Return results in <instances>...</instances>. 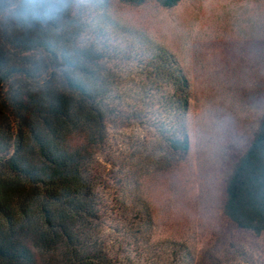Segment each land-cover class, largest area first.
I'll return each mask as SVG.
<instances>
[{
    "label": "trees",
    "instance_id": "16d2710c",
    "mask_svg": "<svg viewBox=\"0 0 264 264\" xmlns=\"http://www.w3.org/2000/svg\"><path fill=\"white\" fill-rule=\"evenodd\" d=\"M85 2L0 0V264H224V235L220 246L204 241L162 259L144 233L148 209L133 244L103 220L96 187L109 123L154 116L171 157L155 160L153 173L168 162L174 169L189 152L191 85L166 50L150 56L144 79L130 77ZM222 212L238 230L264 232V113L231 166Z\"/></svg>",
    "mask_w": 264,
    "mask_h": 264
},
{
    "label": "rangeland",
    "instance_id": "374dc122",
    "mask_svg": "<svg viewBox=\"0 0 264 264\" xmlns=\"http://www.w3.org/2000/svg\"><path fill=\"white\" fill-rule=\"evenodd\" d=\"M84 6L101 40L122 50L130 77L144 79L150 56L166 50L191 85L189 152L174 169L168 162L153 173L155 160L171 157L154 116L109 123L96 187L105 223L118 224L117 237L133 244L139 212L148 209L152 225L144 233L162 259L196 251L204 241L220 246L224 235V264H264V232L238 230L222 212L231 166L264 113V0H180L168 8L156 0H86Z\"/></svg>",
    "mask_w": 264,
    "mask_h": 264
}]
</instances>
